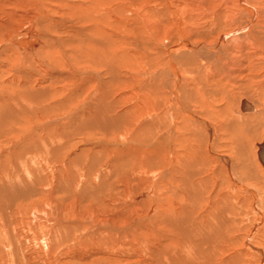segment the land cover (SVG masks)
Listing matches in <instances>:
<instances>
[{
	"label": "rangeland",
	"instance_id": "rangeland-1",
	"mask_svg": "<svg viewBox=\"0 0 264 264\" xmlns=\"http://www.w3.org/2000/svg\"><path fill=\"white\" fill-rule=\"evenodd\" d=\"M55 1L58 0H52V2H47V0H29L26 6L20 7L17 5L10 6L0 0V23L7 24L4 36H0V48H2L0 49V51L2 50L0 52V98L4 97V102L0 101V114L2 113L1 108L2 111L7 110L9 112V106H4L6 102L9 101L7 97L16 98L19 97L20 94L23 96L29 85L33 87L32 89H34V91L40 90L41 92L46 90L48 94H52L45 100L43 99L44 101H41L44 105L42 104L40 110L41 103L38 106V103L34 102V105L33 103L28 104L33 106L30 107L32 111L30 110L31 112L29 114H21L22 116L16 115L7 120H3L5 114L0 115V264H264V191H261L257 186H253V182L246 184L245 176L239 171L242 166H245L248 171L254 173L256 177L262 178L261 180L264 182V174L262 173L264 168L258 161V155L256 153L258 151L256 146L257 143L262 142L264 139V125H260V117L258 118L256 115V117H254L256 120H253V114L248 115L247 118H245L246 116L241 117L237 114L239 108L234 107L235 103L229 98L225 99L226 96L224 97L220 91L219 94L221 97L219 96L217 108L223 110L222 117L220 118L223 120L225 119V122L227 120V122L224 123L223 120L221 121L222 130L218 133L216 138V144H221V148L214 147L215 153L206 150V148L208 149V141L206 130H203V127H201L202 125L194 124L191 119H187L188 117L184 114V121H182L184 118L177 119V123L180 122L182 124L179 123V125L182 126L180 128L182 130H178V136L181 137L176 143V153H187V155H191L192 149L194 148H196L200 154L203 149L207 151L208 156L202 168L203 172L199 170L202 176L198 174L200 177L195 176L192 178L188 173L184 174L182 171H184L186 166H183V161L180 162L177 160L179 159L177 155V159L173 160L172 164H161L160 169L159 166H157L158 163H156V161H159V158L153 157V163L151 161L150 165L153 166V164L156 163L155 165L157 168H149L148 170L146 169L147 171L140 168L136 171V168L139 166L138 164H140V162H138L139 157L126 152L125 147H130L131 144L133 145L134 143L136 145L134 147L137 148V145L139 146L137 149L140 148L148 152H150V150L152 151V149L153 151L157 150L161 142H164L163 138L166 139V137H168L165 130L171 127L168 123L172 121L169 120L171 117L168 116L169 111H167L165 107L168 105L166 103L170 97L169 93L171 90H174V86L171 85L173 84L172 81H170L171 83L166 82V85L163 84L162 81L164 78H167V76L169 80V77L171 78L172 75L168 62L169 59L165 55L159 57L158 54L154 52L148 53L145 50L148 46L150 47L151 44L154 45L152 42L153 40L140 24V18L136 11L137 7L132 4V1H135V3H145L149 2V0H107L103 2L105 7H102V5L99 7L98 2H93L92 4L89 2L92 12L95 11L96 13L103 14L92 15V18H84V20H78L75 13L68 10L71 8L64 7L63 5H56L58 3ZM63 1L74 3L72 0ZM211 1H213L214 4L208 5L211 11L213 8L215 9V7H217L216 3L220 5L224 4L221 0ZM33 2L36 3L34 4ZM152 2V4H149L151 8L149 9L150 18L153 22L160 24L164 28L163 36L166 34L164 41L169 40L170 43L176 42L179 34L183 32L182 29L185 27L183 24H186L187 30H203H201L202 36L196 37L193 35L194 33L190 35L192 36L190 42H201V37L206 38V34L211 33V26H213V22H211L213 20H211L212 15L208 16L210 18L205 19L201 9H198V7H188L191 3L185 6L178 4L177 1H173L174 3L171 4V6L164 5L161 7V10L158 11L156 8L159 7L155 5L156 1L152 0ZM45 4H48L49 9ZM80 5L84 6L82 3H80ZM39 7L43 9L46 15L41 14V9ZM52 8H54V10H52ZM58 10L61 12L59 13ZM103 10H106L108 14L106 15L105 12H100ZM12 11L21 12L26 15L16 20H10V18H12L10 14ZM75 12L77 11L75 10ZM57 17L62 18V24L58 26H60V29L63 31L54 35L64 38L65 43L69 45V47L66 48L65 46L64 48L66 49L63 53L68 50L67 52H69V54L66 53L67 55H61L57 50L49 48L50 50L46 49L44 51L45 53H42L43 57L38 55V63L42 65L34 63L36 57L30 53L27 58L30 57L32 62L30 63L28 61L24 63L25 60L20 58V53L16 50V46H13V40L15 41L19 34L23 35V33H26L22 31L23 27L29 23L32 24V22H37L36 19L40 22V28L44 30L46 29L44 28L45 25L51 20H49V18L56 19ZM197 18L200 20H197ZM241 18L244 23L246 16H241ZM192 19L194 22H192ZM209 19L210 21H208ZM223 19L220 18L219 21L216 22L218 28L220 27L219 31L226 27L223 22L226 18ZM74 24L78 27H71ZM216 28L217 27H215V29ZM98 30L102 31V34ZM27 33H29V31H27ZM104 33L105 35H103ZM36 34H38L37 31H32L31 35H29V39L33 38ZM13 35L14 37L16 36L15 39H12ZM1 37L3 39H1ZM19 39L20 37L17 38V40ZM224 39H228V37L226 36ZM185 40H189V38L187 37ZM169 42L165 45L170 44ZM79 44H81V47ZM200 45L198 52L201 54L200 51L203 50L204 46L202 48V43ZM73 46L77 48L75 47V53L73 51L72 55L71 47ZM105 46L108 48L105 49ZM87 47L90 49L97 48L102 50H98V53L101 52L99 56H103L105 54L104 51L106 53L109 52L111 56L114 54V56L117 54L119 56V54L125 51L132 53L138 51L137 53L140 55V57H138V64H142V66H140L142 70H138L139 73L135 74L131 69H127L128 60L126 59L114 61L113 58H107V63L111 62L108 63V65L101 64L100 67V64L95 65L88 62L86 64V61L77 58L82 57V55L86 53ZM78 48L79 50H76ZM200 48H202V50H200ZM103 49L105 50L103 51ZM162 50H160V52ZM205 50L207 51L208 48ZM214 50L215 49L212 48L210 52L214 53ZM77 53L78 55H76ZM65 57H68V59L70 58V60L67 59L68 62L64 64L63 61ZM177 57L179 61L176 62L177 65L185 70L195 69V67L198 66L196 62H186L185 60L187 58L185 56L183 58L177 55ZM151 59L154 61H151ZM57 60L61 61L57 63ZM143 60L144 63H142ZM187 63H189V65H187ZM45 65H48L47 68H44ZM68 65L69 68L72 66L71 68L74 70L71 68L69 69ZM39 68H42V70H50V72L52 71L55 75L59 74V77H57V79L56 77L47 79L43 74L45 83H39L41 82L40 80L35 82L36 77H26L25 79L24 76H20V79L18 76L19 71L22 72L26 70L27 73L32 74ZM143 69L145 71H143ZM146 70H148V72ZM248 70L249 68L245 70V82L241 83V86H238L237 89H234V91L237 90L234 95L236 97V102L238 101L237 106L240 100L248 97L262 107L264 104V78L256 79V77H254L253 79L252 73ZM258 70H260V68H257L255 73L262 75L263 72H259ZM143 73L144 78H142ZM139 74L142 77H140ZM145 75L149 78L147 79ZM135 76H137L136 78L139 79V82H137L138 80H136V78L134 80H129L130 77ZM122 78L123 80L125 78L127 79L123 82ZM125 81L127 82L125 83ZM258 81L261 82V87L256 89L254 85L260 83ZM144 86H146L145 90L150 92L148 96L146 95L147 93L144 90ZM102 88L104 89L102 90ZM191 89L192 92L189 91V89L188 91L186 89H180L181 96L183 97L184 95L182 101L187 102V100L194 98L193 100L200 103L203 94L199 96L194 88ZM152 92H156L154 98H151L153 97L151 96ZM188 93L192 96L187 97ZM103 97H105L104 100L106 99L105 102L102 99ZM160 99L163 100L159 102ZM223 100H227L228 102ZM98 101L101 102L97 104ZM164 102L166 105H164ZM142 103H146L147 106ZM225 103H228L227 107ZM100 104L107 109L106 112L108 114L105 112L107 116L104 115L103 117V115L97 114L92 115V119H90L91 117H85ZM152 104H154V106ZM201 104L203 103L201 102L200 105ZM137 105L141 106V109L138 110L139 107L137 108ZM159 105L160 111L157 110ZM189 106H191V109H195L197 106L199 107V105L192 106V104ZM203 108L204 107H200L198 108L199 110L195 109L194 111H199L201 116L202 114L204 116L207 112ZM224 110L227 112L225 111V113ZM235 115L242 119L237 118ZM203 116L202 118L211 122V124H214L216 121L214 120L216 119L214 115L209 119ZM231 116H235L234 118H236V120L234 121V118H231ZM157 118L160 119L158 120ZM155 120H157V122ZM187 120H189L188 124L185 122ZM158 121H161L160 123L163 124L159 125L160 123H158ZM228 121L230 123H228ZM245 121L247 122L245 123ZM86 122L90 123L88 129L85 127V124H87ZM109 122L111 124H109ZM186 125H189V127L185 128ZM236 125H241L236 132L238 134L241 128L242 132L241 130L240 132L243 133V135H241L243 139L240 138V135H238V139V137H236L237 135H235L236 132L232 135L234 130L233 127ZM159 126L162 127L161 132L158 130V128H160ZM190 128L191 130H184ZM225 130L227 132H225ZM249 130L250 133L248 132ZM126 131H129V133L127 134ZM228 132H230V135ZM148 134H151L155 139L151 141L152 144L148 142V140L152 138ZM135 135L136 139L132 137ZM195 135L200 139L196 138ZM137 136L139 137L137 138ZM227 136H231V139ZM142 137L143 140H141ZM222 138H225L223 139L224 142ZM183 139L185 140L182 143L181 141H183ZM145 140L147 141L145 142ZM226 140L227 142L229 140L231 143L228 142L227 144ZM242 140L243 143L245 141L244 144H242ZM168 142L169 141L163 143L165 152L168 150ZM180 143L182 145H180ZM233 144H235L237 148H242V146L246 145L245 148H247V150L242 153H240L239 150H235V152L229 147L233 146ZM249 149L251 150L249 151ZM123 150L127 154L122 152ZM134 151H136V149ZM218 154L233 159L230 160L233 162L236 172L238 174L240 173L239 175L242 178L241 187H244L243 185L245 184L250 188L253 187L252 189L257 196L254 197L241 188V190L239 187L236 188L237 185L232 179L234 188L230 190L225 188V191H219L218 197L215 192L218 188L214 185V182L213 185L215 186L214 188H216L215 190H212V188L206 190L202 189L199 191L198 198H191L193 201H187V199L185 200L181 197L184 195L183 188H185V183H188L190 180L196 183L200 178L206 180L210 176L213 177L212 173L214 169L216 171L222 168L224 164L218 162ZM126 155L129 157L127 158ZM212 158L216 159L214 160ZM216 161L218 165L215 163ZM27 163L32 167H27ZM211 164L216 168L211 166ZM177 165L181 169H179ZM117 166H119L118 169ZM165 166H169V168ZM114 171L117 172L118 177ZM259 171L261 173L260 175ZM238 174L236 176L239 177ZM225 175L228 176L227 173ZM173 177L174 180L172 179ZM180 177L184 178L181 179ZM171 179L173 181H171ZM220 179L222 180V178ZM220 179L217 181L218 184H220ZM142 184L146 185L143 186ZM22 185L26 186L22 187ZM180 188L182 189L180 190ZM23 189L26 191H23ZM39 190L41 194L38 192ZM229 192H234V194L237 192L235 195L237 198H224V196L229 195ZM208 198L210 199L208 200ZM224 199L226 201H223ZM228 202L230 204H228ZM66 208L69 209V211H67ZM205 208H207V210ZM216 209L218 211H216ZM47 210L49 211L48 213ZM43 211L45 214L47 213L50 215H43ZM39 215H41L42 218ZM211 215L213 218L209 217ZM217 217H221V219ZM43 222L47 224L45 225ZM210 223L214 225L215 230H210L213 228ZM217 226L219 229H217Z\"/></svg>",
	"mask_w": 264,
	"mask_h": 264
},
{
	"label": "bare ground",
	"instance_id": "bare-ground-1",
	"mask_svg": "<svg viewBox=\"0 0 264 264\" xmlns=\"http://www.w3.org/2000/svg\"><path fill=\"white\" fill-rule=\"evenodd\" d=\"M1 1H3V3H7L8 5H10V6H20V7H24V6H26L27 4H28V2H29V0H1ZM36 1V0H35ZM50 2H52V0H49ZM48 0H47V2H49ZM74 3H70V2H66V1H63V0H58V1H55V2H57L58 4H56V5H59V6H64V7H67V8H71V9H68V10H70V11H73L74 13H75V15H76V17L78 18V20H84V18L85 19H89V18H92L94 15H102L103 13H101V14H99V13H96L95 11H91V5H90V3L92 4L93 2H98V6L100 7L101 5H102V7H105L104 5H103V2H105V1H107V0H72ZM129 1V0H128ZM154 1V0H153ZM156 1V6L157 7H159V8H156L158 11H160L161 10V7H163L164 5H168V6H171V4H173L174 2L173 1H177V3L178 4H182V5H185V6H187V5H189L190 3L192 4H190V6H188V7H192V8H195V7H198V9H201L202 11H203V17H205V19H207V18H210V17H208V16H210V15H212L211 16V20L213 19H216V20H212L211 22H213V26H211V29L213 30H210V34H206V38H203V37H201V42L200 41H195V42H190V39L192 38V36H190V35H192L193 33V35L194 36H196V37H198V36H202L201 34H202V32H201V30H196L195 29V31H193V30H187V28H186V24H183V25H185V27L182 29L183 30V32L181 33V34H179V36H178V40L176 41V42H173V43H170L169 42V40H167V41H164V39H165V35L163 36V34H164V28L160 25V24H158V23H156V22H153L152 21V19L150 18V10L149 9H151L150 8V6H149V4L151 3H153L152 2V0H149V2H145V3H143V2H140V3H138V2H136L135 3V1H132V4H133V6H135V7H137V15L139 16V18H140V24L144 27V30H146L145 32H147L148 34H149V36H150V38L153 40L152 42H153V44L154 45H150V49L147 47V49H145L148 53H150V52H154V53H156V54H158L159 55V57H163L164 55L165 56H167L168 57V62H169V67H170V70L172 71V75H171V78L169 77V80H168V76H167V78H164L162 81H163V84H165L166 85V82H170V81H172V83L173 84H171L172 86H174V90L172 91L171 90V92L169 93V95H170V97L168 98V100H167V103L166 104H168V105H166L165 104V102H164V105H166L167 107H165L166 109H167V111H169L168 112V116H170V117H168V118H170L169 120H172V121H170V123H168L169 124V126L171 125V127L169 128V129H167V130H165L166 131V133H167V135H168V137H166V139L165 138H163L164 139V142H167V141H169L168 143H169V145H168V150H166V152H165V147H163V143L164 142H161V144H160V146L158 147V149L157 150H155V151H153V149H152V151L150 150V152H148V151H146V150H143V149H137L139 146L137 145V148L136 147H134V146H136L134 143H133V145L131 144V146L130 147H125L126 148V152H129V154H131V155H134V156H138L139 157V159H138V162H140V164H138L139 166L136 168V166H135V168H136V171L137 170H139L140 168H143V170H148L149 168H153V169H155V168H157L156 167V163H158L157 164V166H159V169L161 168V164L162 165H168V164H172L173 163V160H175V159H177V156L179 157V159H177V160H179L180 162L181 161H183L182 163L184 164L183 166H186L185 168H184V171H182V172H184V174H189L192 178L193 177H195V176H198V174H201V172L200 171H202L203 169V166H204V163H205V161L207 160V156H208V154H207V151L206 150H208V152H213V153H215V150L213 149L214 147H220L221 148V144L220 145H217L216 144V141H217V136H218V133L222 130V120L223 119H221L220 117H222V112H223V110L221 109H218L217 108V106H218V99L221 97L220 96V94H219V92L221 91L222 92V95L225 97V99L226 98H229V99H231V101L232 102H234L235 103V106L234 107H238L239 109H238V113L237 114H239L241 117L242 116H246L245 118H247V116L248 115H252L253 114V120L255 119L254 117H256V115H257V117L259 118V119H261V124L260 125H264V104L262 105V107H260V105H257L254 101H252L250 98H248V97H246V98H244V99H242V100H240V102H239V105L237 106V102H236V100H235V92H237V90L236 91H234V89H237L238 88V86H241L240 84L241 83H244L245 82V70H246V68H249V70L248 71H250V73H252L251 75H252V77H253V79H254V77H256V79H262V78H264V0H232V1H229V0H221V1H223L222 3H224V4H218V3H216L217 4V7H215V9L213 8V10L211 11V8L209 9V7H208V5L209 4H213V1H211V0H155ZM42 2V1H41ZM90 2V3H89ZM220 2V1H219ZM34 3V2H33ZM36 3V2H35ZM34 3V4H35ZM40 3V2H39ZM54 3V2H53ZM80 3H82L84 6H81L80 5ZM176 3V2H175ZM46 5V7H48V9H49V6H48V4H45ZM214 5V4H213ZM218 5H220V6H218ZM34 6V5H33ZM30 7V6H29ZM58 7V6H57ZM179 7V6H178ZM181 7V6H180ZM9 8V7H8ZM40 9H41V7H39ZM73 8V9H72ZM155 8V7H154ZM13 9V8H12ZM15 9V8H14ZM38 9V8H37ZM45 9V8H44ZM60 9V8H59ZM127 9H128V7H127ZM52 10H54V8H52ZM75 10L77 11V12H75ZM135 10V9H134ZM153 10V9H152ZM179 10V9H178ZM190 10H192V9H190ZM17 11V10H16ZM46 11V10H45ZM51 11V10H50ZM56 11V10H55ZM63 11V10H62ZM184 11V10H183ZM219 11V12H218ZM23 12V11H22ZM40 12H41V14H45L46 15V13L43 11V9H41L40 10ZM58 12H59V10H58ZM61 12V11H60ZM59 12V13H60ZM100 12H105V14L107 15L108 14V12H106V10H103V11H100ZM134 12V11H133ZM193 12H194V10H193ZM29 13V12H28ZM51 13H52V11H51ZM58 13V14H59ZM179 13V12H178ZM195 13V12H194ZM11 17L12 18H10V20H16L17 18H20V17H25V15L26 14H24V13H21V12H15V11H12L11 13ZM62 14V13H61ZM64 14H66V13H64ZM68 14H69V12H68ZM71 14V13H70ZM180 14V13H179ZM183 14V13H182ZM181 14V15H182ZM9 15V14H8ZM67 15V14H66ZM93 15V16H92ZM183 15H185V14H183ZM205 15V16H204ZM40 16V15H39ZM58 16V15H57ZM89 16H91V17H89ZM241 16H246V20H245V22L243 23V19L241 18ZM29 17V16H28ZM61 17V16H60ZM60 17H57L56 19H52V18H49V23L47 24V25H45V27L44 28H46V29H41L40 27V25H39V23L40 22H38V20L36 19V21L37 22H32V24H28V25H25L24 27H23V32H26V33H23V35L21 36L20 34L17 36V38L18 37H20V39L19 40H17V38H16V36L14 37V35L12 36V39H15L16 38V40L14 41L13 40V42L12 43H14L13 44V46H16V50L20 53V58H23L25 61H24V63H26V62H32V59L30 58V57H28L27 58V56L29 55V53L30 54H33V56H35L36 57V61L34 62V63H37L38 65H42V64H40V63H38L39 61L37 60V58H38V55H40V56H42L43 54V52L47 49H55V50H57L61 55L63 54V55H65L66 53H68L69 54V52H67L68 50H66L65 51V53H63L64 52V50L67 48V47H69V45H67L66 43H65V40H64V38L63 37H58V35H54V34H56V33H61L63 30H61L60 29V26H58V25H61L62 24V22H61V20H62V18H60ZM75 17V16H74ZM200 17V16H199ZM8 18V17H7ZM76 18V19H77ZM103 18H105V17H103ZM116 18V17H115ZM185 18V17H184ZM193 18V17H192ZM195 18H196V16H195ZM220 18H226L225 19V21H223L225 24V28L223 29V30H221V31H219V29H220V27L218 28V25L216 24V22L217 21H219V19ZM41 19H44V18H41ZM186 19V18H185ZM194 19V18H193ZM193 19H192V22H194L193 21ZM199 18H197V20H198ZM203 19V18H202ZM78 20H77V22H78ZM178 20V19H177ZM181 20V19H180ZM195 20V19H194ZM196 20V21H197ZM200 20V19H199ZM224 20V19H223ZM46 21H48V20H46ZM72 21V20H71ZM208 21H210V19L208 20ZM2 22V21H1ZM8 22H9V20H8ZM178 22V21H177ZM176 22V23H177ZM190 22H191V20H190ZM189 22V23H190ZM201 22V21H200ZM195 23H198V22H195ZM194 23V24H195ZM210 23V22H209ZM9 24V23H8ZM103 24V23H102ZM179 24V23H178ZM202 24V23H201ZM29 25H31V26H29ZM99 25V24H98ZM6 26H7V24L6 23H0V36H4V33H5V31H6ZM209 26V25H208ZM54 27V28H53ZM67 27V26H66ZM71 27H73V28H75V27H78L77 25H73V26H71ZM177 27V26H176ZM215 27H217L216 29H215ZM98 28H99V26H98ZM97 28V29H98ZM178 28V27H177ZM79 29H80V27H79ZM79 29H76V30H79ZM222 29V28H221ZM19 30V29H18ZM95 30V29H94ZM140 30V29H139ZM27 31H29V33H27ZM32 31H37V33L38 34H36V35H34V37L33 38H31V39H29L30 37H29V35H31V32ZM50 31H52V32H50ZM98 31H100V30H98ZM165 31H166V29H165ZM169 31H170V29H169ZM203 31V30H202ZM93 32V31H92ZM102 31H100V33H101ZM167 32H168V28H167ZM171 32V31H170ZM94 33V32H93ZM98 33V32H97ZM16 34V33H15ZM102 34V33H101ZM139 34V33H138ZM146 34V33H145ZM170 34V33H169ZM103 35H105V33L103 34ZM25 36H28V37H25ZM82 36V35H81ZM107 36H109V35H107ZM106 36V37H107ZM170 36V35H169ZM228 37V39H224V37ZM84 37H85V35H84ZM148 37V36H147ZM189 38V40H185V38ZM8 38H11V37H8ZM141 38V37H140ZM1 39H3L2 37H1ZM7 39V38H6ZM11 40V39H10ZM109 40V39H108ZM119 41V40H118ZM117 41V42H118ZM170 41H171V39H170ZM210 41V42H209ZM170 43V44H167V45H165L166 43ZM11 43V42H10ZM141 43V42H140ZM142 43H143V41H142ZM151 43V42H150ZM202 43V48H203V46H204V48H203V50H202V48H200V50H202V51H200L201 52V54L198 52V48L201 46L200 44ZM112 45V44H111ZM143 46H145L144 44H142ZM141 45V46H142ZM200 45V46H199ZM12 46V45H11ZM66 46V48H64ZM78 46V45H77ZM79 46L81 47V44H79ZM78 46V47H79ZM131 46V45H130ZM1 47V46H0ZM76 47V46H75ZM75 47L73 46V47H71L72 48V55H73V51H74V53H75ZM140 47V46H139ZM77 48V47H76ZM105 49H107L108 47L107 46H105L104 47ZM208 48V50L206 51L205 49H207ZM212 48H214L215 50H214V53H211L210 52V49H212ZM0 49H2V48H0ZM49 49V50H50ZM87 49V51H86V53L85 54H83L82 55V57H80V58H77V59H81V60H83V61H86V64H87V62L88 63H92V64H100L99 65V67L101 66V64H103V65H108V63H110V62H108L107 63V61H108V59L107 58H113V60L114 61H120L121 59L123 60V59H126V60H128V64H127V69H131V71H134L135 72V74H137V73H139V71L138 70H142L141 68H140V66H142V64L141 65H139L138 64V60H139V58L138 57H140V55H139V53H132V52H123V53H121V54H119V56H118V54L116 55V56H111V54L109 53V52H105L104 50L105 49H103V51H104V55L103 56H99V54L101 53V52H99L98 53V50L99 49H97V48H89V47H87L86 48ZM110 49H111V47H110ZM141 49V48H140ZM163 49V50H162ZM70 50V49H69ZM76 50H79V48L78 49H76ZM112 50V49H111ZM144 50V49H143ZM160 50H162L161 52H160ZM2 51V50H1ZM0 51V52H1ZM99 51H102V50H99ZM110 51V50H109ZM48 52V51H47ZM51 52H54V51H51ZM81 52V51H80ZM164 52V53H163ZM18 53V54H19ZM45 53V52H44ZM54 53H56V52H54ZM82 53V52H81ZM160 53V54H159ZM113 54V53H112ZM142 54V53H141ZM152 54V53H151ZM200 54V55H199ZM51 55V54H50ZM59 55V54H58ZM57 55V56H58ZM67 55V54H66ZM71 55V56H72ZM75 55V54H74ZM76 55H78V53L76 54ZM109 55V56H108ZM177 55H179V56H181V57H183L184 58V56L187 58L185 61L186 62H193V63H198V66H196L195 67V69H183V68H181V67H179L178 65H177V63L176 62H179L177 59H178V57H177ZM19 56V55H18ZM31 56V55H30ZM142 56V55H141ZM149 56V55H148ZM200 56V57H199ZM201 56H202V58H201ZM43 57V56H42ZM50 57V56H49ZM54 57H55V55H54ZM69 57V56H68ZM68 57H65V60L63 61L64 62V64L65 63H67L68 62V60H70V58L68 59ZM78 57V56H77ZM146 57H147V55H146ZM157 57V56H156ZM52 58V57H51ZM118 58H120V59H118ZM151 58H153V57H151ZM165 58V57H164ZM6 59V58H5ZM39 59V58H38ZM50 59V58H49ZM53 59H56V58H53ZM68 59V60H67ZM74 59H75V56H74ZM77 59H76V61H77ZM116 59V60H115ZM145 59V58H144ZM161 59V58H160ZM22 60V59H21ZM27 60V61H26ZM71 60H72V58H71ZM141 60H142V58H141ZM148 60V59H147ZM153 59H151V61H152ZM155 60H156V58H155ZM23 61V60H22ZM61 60H57V63H59ZM78 61H80V60H78ZM146 61V60H145ZM154 61V60H153ZM219 61V62H218ZM137 62V63H136ZM142 62V61H141ZM184 62V61H183ZM55 63H56V61H55ZM142 63H144V60H143V62ZM221 63V64H220ZM23 64V63H22ZM28 64V63H27ZM26 64V65H27ZM72 64V63H71ZM85 64V63H84ZM124 64V63H123ZM148 64V63H147ZM147 64H143V65H147ZM181 64V63H180ZM192 64V63H191ZM190 64V65H191ZM26 65H24V66H26ZM94 65V66H95ZM187 65H189V63H187ZM28 66V65H27ZM46 66V65H45ZM44 66V68H47V66L45 67ZM51 66H55V65H51ZM184 66V65H183ZM38 67H42V66H38ZM72 66H70V68H71ZM103 67H105V66H103ZM148 67V66H147ZM25 68V67H24ZM36 68H37V66H36ZM68 68H69V65H68ZM69 68V69H70ZM146 68V67H145ZM188 68V67H187ZM257 68H260V70H258L259 72L261 71V72H263V74L262 75H258V73L256 74L255 73V71L257 70ZM39 69H41V70H39ZM37 71H34V73H27V71L25 70V71H19L18 72V76L20 77V76H24V78L26 79V77H33V78H35V82H37L38 80H40L41 82H39V83H45V78L43 77V74L45 75V77L48 79V78H51V79H53V78H55L56 77V79H57V77H59V74L58 75H55V73H53L52 71L50 72V70H47V69H43L42 70V68H39ZM72 69V68H71ZM15 70V69H14ZM28 70V69H27ZM34 70V69H33ZM72 70H74V69H72ZM71 70V71H72ZM143 71H145L144 69H143ZM147 72H148V70H146ZM151 72V71H150ZM76 73V72H75ZM154 73V72H153ZM36 74V75H35ZM141 74V73H140ZM139 74V75H140ZM151 74V73H150ZM157 74V73H156ZM250 75V76H251ZM62 76V75H61ZM132 76V75H131ZM146 76V75H145ZM159 76V75H158ZM137 76H135V77H128L129 78V80H134L135 78H136ZM140 77H142L141 75H140ZM147 77V76H146ZM162 77H163V75H162ZM43 78H44V80H43ZM113 78V77H112ZM142 78H144V73H143V77ZM149 77H147V79H148ZM152 78V77H151ZM20 79H21V77H20ZM22 79H23V77H22ZM32 79V78H31ZM120 79V78H119ZM125 79H127V78H125ZM124 79V80H125ZM28 80V79H27ZM122 80H123V78H122ZM124 80H123V82H124ZM136 80H138L137 82H139V79L138 78H136ZM72 81V80H71ZM162 81H161V84H162ZM256 81V80H255ZM31 82V81H30ZM34 82V83H35ZM127 81H125V83H126ZM157 82V81H156ZM258 82H260V81H258ZM141 83H143V82H141ZM152 83V82H151ZM171 83V82H170ZM140 84V83H139ZM8 85H10V84H8ZM142 85V84H141ZM168 85H169V83H168ZM245 85V84H244ZM26 86V85H25ZM153 86V85H152ZM254 86H256V89H259L260 87H261V82L260 83H256V85H254ZM133 87V86H132ZM159 87V86H158ZM157 87V88H158ZM162 87V86H161ZM33 87H30V85L27 87V89L25 90V92H24V95L22 96V94H20L19 95V97H16V98H14V97H10V98H8L7 97V99L9 100V101H7L6 102V104L4 105L5 107L6 106H9V112L6 110V111H2V108H1V114L0 115H3V114H5L4 116H3V120L5 119V120H7V119H9V118H11V117H15L16 115H21V114H29L32 110V108L30 109V107L32 106H30V105H28L29 103H33V105H34V102H37L38 103V106H39V104L41 103V101L44 99H46L47 97H50L52 94H48L47 93V91L45 90V91H41L40 92V90H36V91H34V89H32ZM168 88V87H167ZM191 88H194L195 89V91L196 92H198L197 94L199 95V96H201L202 94H203V98L201 99L202 101V103L203 104H201L200 105V103L199 102H196L195 100H193V99H189V100H187V102H183L182 100H183V97H184V95H183V97L181 96V93H180V89H186L187 91H188V89H189V91H191L192 89ZM104 88H102V90H103ZM141 89V88H140ZM146 89V86H144V90ZM148 89V88H147ZM138 90V89H137ZM158 90V89H157ZM261 90V89H260ZM264 90V89H263ZM22 91V90H21ZM143 91V90H142ZM146 91V95L148 96V93H150L149 91L147 92V90H145ZM183 91V90H182ZM192 92V91H191ZM21 93V92H20ZM106 93V92H105ZM162 93V92H161ZM166 93V92H165ZM110 94V93H109ZM117 94V93H116ZM155 94H156V92H152V95L151 96H153V97H151V98H154L155 97ZM184 94V93H183ZM14 95V94H13ZM102 95V94H101ZM101 95H100V97H101ZM107 95V94H106ZM196 95V94H195ZM198 95H196L197 97H199ZM189 96H192V95H189V93H188V96L187 97H189ZM220 96V97H219ZM107 97V96H106ZM117 97V96H116ZM158 97V96H157ZM160 97V96H159ZM163 97V96H162ZM4 98V97H3ZM3 98H0V101H3L4 102V100H3ZM6 98V97H5ZM18 98V99H17ZM104 98L105 97H103L102 99H103V101L105 102V100H104ZM144 98V97H143ZM200 98V97H199ZM100 99V98H99ZM147 99H149V98H147ZM229 99H228V101H229ZM43 100V101H44ZM101 100V99H100ZM111 100V99H110ZM119 100H121V99H119ZM142 100V99H141ZM158 100V99H157ZM163 99H160V101L159 102H161ZM185 100V99H184ZM199 100V99H198ZM40 101V102H39ZM108 101V100H107ZM144 101V100H143ZM223 101H225V100H223ZM227 101V100H226ZM225 101V102H226ZM227 101V102H228ZM101 101H98V103L97 104H99ZM147 103H149V102H147ZM156 103V102H155ZM154 103V104H155ZM224 103V102H223ZM230 103V102H229ZM42 104H43V102L41 103V106H40V108H39V110L41 109V107H42ZM122 104H123V102H122ZM143 104V103H142ZM144 104H146V103H144ZM143 104V105H144ZM154 104H152L153 106H154ZM191 105L192 104V106L193 105H199V107L198 108H202V107H204L203 109H205L206 110V114H204V116H203V114H202V116L204 117V118H206V119H209V118H211L212 117V115H214V117L216 118V119H214V120H216L215 122H214V124H211V122H209V121H207V120H205V119H203L202 118V116H201V114L199 113V111H194L195 109H198L197 107H195V109H191L190 107L191 106H189V105ZM227 104L228 103H225V105H226V107H227ZM44 105V104H43ZM157 105V104H156ZM221 105V104H220ZM95 106V105H94ZM98 106H100V107H98ZM98 106H96V108L95 109H93L92 111H90L89 112V114H87L85 117L86 118H88V117H91L90 119H92V115H103V117H104V115H106V114H108L107 112H106V110L107 109H105V107L104 106H101V104L100 105H98ZM106 106V105H105ZM146 106H147V104H146ZM149 106V105H148ZM33 107V106H32ZM108 107V106H107ZM139 107V108H138ZM141 106H139V105H137V108H138V110L139 109H141L140 108ZM162 107V106H161ZM225 107V106H224ZM27 108V109H26ZM109 108V107H108ZM146 108H148V107H146ZM155 108V107H154ZM160 109V105H159V108L157 109V110H159ZM31 110V111H30ZM44 110H46V109H44ZM148 110H150V109H148ZM154 110V109H153ZM162 110V109H161ZM199 110V109H198ZM227 111H229L228 109H226ZM226 110H224V112L226 111ZM160 111V110H159ZM200 111H201V109H200ZM226 111V112H227ZM105 112H106V114H105ZM138 112V111H137ZM136 112V113H137ZM139 112H141V111H139ZM148 112V111H147ZM151 112V111H150ZM149 112V113H150ZM156 112V111H155ZM154 112V113H155ZM202 112H203V110H202ZM205 112V111H204ZM225 112V113H226ZM144 113H145V111H144ZM230 113V112H229ZM158 114V113H157ZM167 114V113H166ZM187 116L186 118L187 119H191V121L194 123V124H200V125H202L201 127H203V130H206V136H207V141H208V149L206 148V150L205 149H203V150H201L202 151V153L200 154L197 150H196V148H194V149H192V154L191 155H187V153H182V154H180V153H176L177 152V147H176V143H177V141L180 139V137L181 136H178V133H179V131L178 130H182V129H180L182 126H180L179 125V123H177V119H182V118H184L185 116ZM159 115V114H158ZM157 115V116H158ZM227 115V114H226ZM255 115V116H254ZM22 116V115H21ZM25 116V115H24ZM107 116V115H106ZM237 118H241V117H239V116H237V115H235ZM234 116V117H235ZM100 117V116H99ZM233 116H231V118H232ZM233 117V118H234ZM251 117V116H250ZM19 118V117H18ZM101 118V117H100ZM163 118H164V116H163ZM224 118V117H223ZM257 118V119H258ZM13 119V118H12ZM158 119V118H157ZM160 119V118H159ZM158 119V120H159ZM228 119V118H227ZM239 119H238V121H239ZM242 119V118H241ZM96 120H97V118H96ZM185 120V118L184 119H182V121H184ZM225 120V119H224ZM223 120V122L224 123H226L227 122V120H226V122ZM236 120V118H234V121ZM256 120V119H255ZM262 120H263V122H262ZM156 122H157V120H155ZM163 121V120H162ZM188 121L189 120H187V121H185V122H187V124H188ZM107 122V121H106ZM161 122V121H160ZM159 121H158V123H160ZM169 122V121H168ZM184 122V123H185ZM230 122H231V120H230ZM229 121H228V123H230ZM233 122V121H232ZM247 121H245V123H246ZM87 123V122H86ZM99 124V123H98ZM97 124V125H98ZM109 124H111L110 122H109ZM161 124H163V123H160L159 125H161ZM167 124V125H168ZM181 124V123H180ZM243 124V123H242ZM7 125V124H6ZM13 125V124H12ZM95 125H96V123H95ZM182 125V124H181ZM184 125V124H183ZM225 125V124H224ZM223 125V126H224ZM7 126H9V125H7ZM11 126V125H10ZM89 126H90V123H87V124H85V127L88 129L89 128ZM92 126V125H91ZM127 126V125H126ZM196 126V125H195ZM243 126V125H242ZM245 126V125H244ZM6 127V126H5ZM4 127V128H5ZM156 127V126H155ZM160 127V126H159ZM164 127V126H163ZM175 127H176V130H175ZM189 127V125H186L185 126V128H188ZM193 127V126H192ZM196 127H198V126H196ZM200 127V126H199ZM198 127V128H199ZM200 127V128H201ZM228 127V126H227ZM239 127H241V125L239 126V125H236V126H234L233 127V134L232 135H234V133L237 131V129L239 128ZM258 127V126H257ZM135 128V127H134ZM162 127H160V128H158V130L161 132L162 131V129H161ZM230 128V127H229ZM263 128V127H262ZM100 129V128H99ZM225 129H226V127H225ZM228 129V128H227ZM6 130V129H5ZM97 130V129H96ZM131 130V129H130ZM184 130H191V128L190 129H184ZM202 130V129H201ZM229 130H231V129H229ZM240 130H241V128H240ZM240 130H239V133L237 134V132L235 133V135H237L236 137H238V135H240V138L241 139H243V136H241V135H243V133H241L242 132V130H241V132H240ZM243 130H244V127H243ZM92 131V130H91ZM99 131V130H98ZM101 131V130H100ZM2 132V131H1ZM127 132V134L129 133V131H126ZM150 132H152V131H150ZM149 132V133H150ZM181 132V131H180ZM191 132V131H190ZM203 132V131H202ZM223 132V131H222ZM225 132H227L226 130H225ZM224 132V133H225ZM245 132V131H244ZM249 133H250V130L248 131ZM248 132H245V133H248ZM260 132V131H259ZM4 133V132H3ZM6 133V132H5ZM145 133V132H144ZM176 133H177V135H176ZM182 133H184V132H182ZM186 133V132H185ZM138 134V133H137ZM140 134V133H139ZM147 134V133H146ZM154 134V133H153ZM162 134V133H161ZM160 134V135H161ZM165 134V133H164ZM228 134L230 135V132H228ZM4 135H6V134H4ZM149 136H151V134H148ZM159 135V136H160ZM184 135V134H183ZM231 135V136H232ZM254 135H255V133H254ZM126 136V135H125ZM146 136V135H145ZM196 136V135H195ZM231 136H227L228 138H230L231 139ZM56 137V136H55ZM132 137H136V135L135 136H132ZM139 136H137V138H138ZM148 137V136H147ZM152 137V136H151ZM156 137V136H155ZM183 137V136H182ZM193 137V136H192ZM201 137V136H200ZM226 137V138H227ZM235 137V138H236ZM1 138V137H0ZM4 138V137H3ZM185 138V137H184ZM195 138V137H194ZM196 138H198V139H200L198 136H196ZM67 139V138H66ZM136 139V138H135ZM134 139V140H135ZM150 139V138H149ZM153 139H154V137H152L150 140H148V142H151V141H153ZM162 139V140H163ZM197 139V140H198ZM223 139H225V138H222V140ZM238 139H239V137H238ZM141 140H143V137H142V139ZM140 140V141H141ZM155 140V139H154ZM159 140H160V138H159ZM182 140V139H181ZM184 140L185 139H183V141H181L182 143L184 142ZM218 140H220V139H218ZM245 140V139H244ZM62 141V140H61ZM60 141V142H61ZM147 140H145V142H146ZM201 141V140H200ZM246 141H247V139H246ZM66 142V141H65ZM123 142V141H122ZM155 142V141H154ZM180 142V141H179ZM196 142H198V141H196ZM223 142H224V140H223ZM226 142H227V140H226ZM228 142L229 143H231L229 140H228ZM228 142H227V144H228ZM64 143V142H63ZM136 143V142H135ZM244 143H245V141H244ZM243 143V140H242V144H244ZM263 143H264V139H263V141L262 142H259V143H257V148H258V151L256 152L257 153V155H258V161L260 162V164L262 165V167L264 168V164L262 163V161H261V159H260V156H259V153H260V151H261V147H262V145H263ZM130 144V143H129ZM151 144H152V142H151ZM155 144H157V143H155ZM179 144V143H178ZM224 144V143H223ZM242 144H241V146H242ZM248 144V143H247ZM127 145H128V143H127ZM154 145V144H153ZM180 145H182L181 143H180ZM180 145H178V146H180ZM198 145V144H197ZM231 145V144H230ZM45 146V145H44ZM56 146V145H55ZM149 146V145H148ZM156 146V145H155ZM246 146V145H245ZM245 146H242V148H237V146L235 145V144H233V146H229V147H231V149L233 150V151H235V150H239V152L240 153H242L243 151H246L247 150V148H245ZM123 147V148H124ZM228 147V146H227ZM228 147V148H229ZM122 148V147H121ZM148 148V147H147ZM183 148H185V147H183ZM222 148H224V147H222ZM226 148V147H225ZM228 148H227V150H228ZM249 148H251V147H249ZM136 149V151H134ZM151 149V148H150ZM181 149H182V147H181ZM185 149H187V148H185ZM230 149V150H231ZM120 150V149H119ZM231 150V151H232ZM241 150V151H240ZM251 149H249V151H250ZM118 151V150H117ZM121 151V150H120ZM122 152H124V153H126L124 150L122 151ZM183 152V151H182ZM186 152V151H185ZM230 152V151H229ZM228 152V153H229ZM236 152V151H235ZM252 152V151H251ZM230 153H232V152H230ZM229 153V154H230ZM234 153V152H233ZM42 154V153H41ZM121 154V153H120ZM127 154V153H126ZM212 154V153H211ZM125 155V154H124ZM177 155V156H176ZM235 155V154H234ZM239 155V154H238ZM127 156V158L129 157L128 155H126ZM225 156V155H224ZM133 157V156H132ZM153 157H156V158H159L158 160L159 161H156V163L155 164H153V166L152 165H150L151 163V161H152V159H153ZM192 157H193V159H192ZM227 157V156H226ZM226 157H223V156H220L219 154L217 155V160H218V162H220V163H223L224 165L222 166V168H220V169H217L216 171H215V169H214V171H213V177L212 176H210L208 179H201L200 178V180L198 181V182H196V183H193L192 182V180H190L188 183H185V188H183L184 190H183V194L184 195H182L181 197L182 198H184L185 200L187 199V201H191L193 198L192 197H197L198 198V196H199V191L200 190H202V189H211L212 188V190H215L216 188H214L215 186L214 185H216L217 186V190L215 191L216 192V196L218 195L219 196V191H222V190H224L225 188L227 189V190H230L231 188L233 189L234 187H233V185H232V181L234 180L235 181V183H236V185H237V187L236 188H238L239 187V189L241 188L242 190H244L246 193H248V194H250V195H253L254 197L255 196H257V194L255 195V191L252 189V188H250L248 185L246 186V184H250V182H253L254 184H253V186H257L258 188H260L261 189V191L263 190L264 191V182H263V180H261L260 178H258V177H256V175L254 174V173H252V172H250V171H248L247 170V168L245 167V166H242L241 168H240V172H242L243 173V175L245 176V180H246V184L245 185H243L244 187H241V176L236 172V170H235V167H234V164H233V162L230 160V159H232L231 157H230V159L229 158H226ZM27 158V157H26ZM30 158V157H29ZM203 158H204V160H203ZM36 159V158H35ZM212 159H214V158H212ZM211 159V160H212ZM216 159V158H215ZM214 159V160H215ZM235 159V158H234ZM27 160V159H26ZM30 160V159H29ZM233 160V159H232ZM119 161H120V159H119ZM155 162V161H154ZM217 161L215 162L216 164L218 163ZM152 163H153V161H152ZM28 164V163H27ZM136 164H137V162H136ZM240 164V163H239ZM114 165V164H113ZM130 165V164H129ZM135 165V164H134ZM218 165V164H217ZM237 165H238V163H237ZM11 166V165H10ZM31 166V165H30ZM29 166V164H28V166L27 167H30ZM131 166V165H130ZM182 166V167H183ZM211 166H213L212 164H211ZM210 166V167H211ZM14 167V166H13ZM32 167V166H31ZM30 167V168H31ZM118 167L119 166H117V169H118ZM166 167V166H165ZM168 168H169V166H167ZM166 167V168H167ZM177 167H178V165H177ZM213 167H215V166H213ZM113 168H114V166H113ZM112 168V169H113ZM166 168H162V169H166ZM179 168V167H178ZM177 168V169H178ZM205 168V167H204ZM216 168V167H215ZM17 169H19V168H17ZM116 169V170H117ZM132 169H134V168H132ZM159 169H158V171H159ZM179 169H181V168H179ZM259 169H260V167H259ZM29 170V169H28ZM79 170V169H78ZM146 170V171H147ZM200 170V171H199ZM19 171V170H18ZM30 171H31V169H30ZM132 171H134V170H132ZM141 171V170H140ZM156 171V170H155ZM212 171V170H211ZM14 172H15V170H14ZM28 172V171H27ZM26 172V173H27ZM33 172V171H32ZM114 172H116V171H114ZM113 172V173H114ZM142 172V171H141ZM168 172V171H167ZM203 172V171H202ZM22 173V172H21ZM139 173V172H138ZM176 173V172H175ZM227 173V175L228 176H226L225 174ZM263 174H264V171L262 172ZM8 174V173H7ZM16 174H17V172H16ZM31 174H33V173H31ZM124 174V173H123ZM180 174V173H179ZM182 174V173H181ZM239 175V177L238 176H236V175ZM261 173H260V171H259V175H260ZM119 175V174H118ZM143 175V174H142ZM150 175V174H149ZM12 176H13V173H12ZM19 176V175H18ZM26 176H28V175H26ZM31 176V175H30ZM116 176H117V172H116ZM123 176V175H122ZM176 176V175H175ZM181 176V175H180ZM182 176H183V174H182ZM187 176V175H186ZM189 176V177H190ZM201 176H202V174H201ZM7 177V176H6ZM6 177H5V180H6ZM9 177V176H8ZM107 177V176H106ZM118 177V176H117ZM198 177H200V176H198ZM226 177H227V179H226ZM19 178V177H18ZM179 178V177H178ZM181 178V177H180ZM182 178H184V177H182ZM181 178V179H182ZM220 178H222V180L220 179ZM10 179V178H9ZM152 179V178H151ZM173 180H174V177L172 178ZM171 179V181H173ZM187 179V178H186ZM190 179V178H189ZM218 179H220V184H218L217 183V181H218ZM233 179V180H232ZM15 180V179H14ZM24 180V179H23ZM157 180H158V178H157ZM176 180V179H175ZM178 180V179H177ZM180 180V179H179ZM185 180V179H184ZM197 180V179H196ZM48 181V180H47ZM113 181V180H112ZM111 181V182H112ZM131 181V180H130ZM148 181V180H147ZM155 181V180H154ZM183 181V180H182ZM7 182V181H6ZM19 182H20V180H19ZM25 182V181H24ZM110 182V181H109ZM140 182V181H139ZM175 182V181H174ZM177 182V181H176ZM213 182H214V185H213ZM108 183V182H107ZM157 183V182H156ZM178 183V182H177ZM210 183V184H209ZM29 184V183H28ZM141 184V183H140ZM175 184V183H174ZM183 184H184V181H183ZM1 185V184H0ZM131 185V184H130ZM143 185V184H142ZM144 185H146V184H144ZM143 185V186H144ZM149 185V184H148ZM176 185V184H175ZM178 185V184H177ZM179 185H180V183H179ZM178 185V186H179ZM213 185V186H212ZM251 185H252V183H251ZM26 186V185H25ZM24 185H22V187H25ZM153 186V185H152ZM161 186V185H160ZM13 187V186H12ZM127 187V186H126ZM139 187V186H138ZM141 187V186H140ZM155 187V186H154ZM182 187V186H181ZM19 188V187H18ZM27 188L29 189V187L27 186ZM26 188V189H27ZM178 188V187H177ZM235 188V189H236ZM257 188V189H258ZM17 189V188H16ZM112 189V188H111ZM182 188H180V190H181ZM240 189V190H241ZM255 189V188H254ZM35 190V189H34ZM33 190V191H34ZM144 190V189H143ZM195 190V191H194ZM256 190V189H255ZM259 190V189H258ZM14 191V190H13ZM23 191H26V190H24L23 189ZM127 191V190H126ZM225 191V190H224ZM27 192H28V190H27ZM27 192H25V193H27ZM38 192H40V194H41V191L39 190ZM38 192H36V193H38ZM51 192V191H50ZM214 192V191H213ZM238 192V191H237ZM236 192V193H237ZM29 193H31V192H29ZM35 193V192H34ZM49 193V192H48ZM125 193V192H124ZM236 193L234 194V192H229V195H227V196H224V198H227V197H229V199H230V197H231V199L233 198L234 199V197H235V195H236ZM239 193V192H238ZM23 194V193H22ZM21 194V195H22ZM45 194V193H44ZM222 194V193H221ZM29 195H31V194H29ZM28 195V196H29ZM36 195V194H35ZM155 195V194H154ZM177 195H180V194H177ZM237 195H240V194H237ZM49 196V195H48ZM217 196V197H218ZM223 196V195H222ZM159 197V196H158ZM170 197V196H169ZM30 198H31V196H30ZM78 198V197H77ZM192 198V199H191ZM220 198V197H219ZM235 198H237V197H235ZM239 198V197H238ZM25 199V198H24ZM73 199H74V197H73ZM154 199V198H153ZM210 198H208V200H209ZM216 199H218V198H216ZM218 200H220V199H218ZM244 200H245V198H244ZM30 201V200H29ZM193 201V200H192ZM195 201V200H194ZM221 201V200H220ZM223 201H226L225 199L223 200ZM229 201V200H228ZM219 202V201H218ZM259 202V201H258ZM151 203V202H150ZM208 203V202H207ZM214 203H215V201H214ZM227 203V202H226ZM234 203V202H233ZM238 203V202H237ZM228 204H230L229 202H228ZM211 205V204H210ZM216 205V204H215ZM222 205V204H221ZM232 205V204H231ZM155 206V205H154ZM228 206V205H227ZM49 207V206H48ZM215 207V206H214ZM217 207V206H216ZM241 207V206H240ZM218 208V207H217ZM220 208V207H219ZM236 208V207H235ZM67 209V208H66ZM73 209V208H72ZM206 210H207V208H205ZM212 209V208H211ZM45 210V209H44ZM180 210V209H179ZM215 210V209H214ZM231 210V209H230ZM235 210V209H234ZM234 210H233V212H234ZM34 211V210H33ZM67 211H69V209H67ZM216 211H218L217 209H216ZM220 211H222V210H220ZM44 212V211H43ZM49 211L47 210V213H48ZM208 212H209V210H208ZM227 212V211H226ZM45 214V212L44 213H42L43 215L45 214V215H50V214ZM219 213V212H218ZM221 213V212H220ZM37 214H39V213H37ZM41 214V215H42ZM180 214V213H179ZM211 214V213H210ZM209 214V215H210ZM222 214V213H221ZM243 214V213H242ZM246 214V213H245ZM250 214V213H249ZM254 214V213H253ZM34 215V214H33ZM41 215H39L40 217H41ZM181 215V214H180ZM208 215V214H207ZM213 215V214H212ZM209 216V217H212L213 218V216ZM226 215V214H225ZM244 215V214H243ZM246 215H248V214H246ZM65 216V215H64ZM75 216V215H74ZM220 216V215H219ZM245 216V215H244ZM254 216V215H253ZM49 217V216H48ZM196 217V216H195ZM206 217V216H205ZM208 217V216H207ZM254 217H256V216H254ZM42 218V217H41ZM40 218V219H41ZM73 218V217H72ZM217 218H219V219H221V217H217ZM33 219V218H32ZM39 219V218H38ZM44 219V218H43ZM262 219V218H261ZM30 220V219H29ZM198 220V219H197ZM200 220V219H199ZM216 220V219H215ZM250 220V219H249ZM248 220V221H249ZM258 220V219H257ZM31 221V220H30ZM33 222H34V219L32 220ZM36 221V220H35ZM168 221V220H167ZM192 221V220H191ZM224 221V220H223ZM228 221V220H227ZM234 221V220H233ZM40 222H41V220H40ZM49 222H51V221H49ZM202 222V221H201ZM203 222H204V220H203ZM218 222V221H217ZM260 222H263V221H260ZM44 223V222H43ZM171 223V222H170ZM239 223V222H238ZM40 224H42V223H40ZM45 224V223H44ZM47 224V223H46ZM45 224V225H46ZM49 224H51V223H49ZM178 224V223H177ZM211 224V223H210ZM225 224V223H224ZM39 225V224H38ZM43 225V224H42ZM212 225V224H211ZM168 226V225H167ZM174 226H175V224H174ZM203 226H204V224H203ZM250 226V225H249ZM40 227V226H39ZM42 227V226H41ZM47 227V226H46ZM211 227H213V228H211ZM210 228V230H215L214 229V225H212ZM252 227V226H251ZM220 228H221V226H220ZM186 229V228H185ZM204 229V228H203ZM217 229H219V227L217 226ZM9 230V229H8ZM45 230V229H44ZM219 231V230H218ZM5 232V231H4ZM38 232V231H37ZM219 233V232H218ZM241 233V232H240ZM61 234V233H60ZM201 234H203V233H201ZM217 234V233H216ZM220 234V233H219ZM28 236V235H27ZM49 236V235H48ZM215 237V236H214ZM218 238V237H217ZM204 239V238H203ZM208 239V238H207ZM235 239V238H234ZM238 240H239V238H238ZM30 241V240H29ZM212 242V241H211ZM217 242V241H216ZM227 242V241H226ZM213 243V242H212ZM215 243V242H214ZM47 244V243H46ZM215 245V244H214ZM220 245V244H219ZM187 247H189V246H187ZM230 247V246H229ZM221 248V247H220ZM190 249H191V247H190ZM219 249V248H218ZM195 250V249H194ZM190 251V250H189ZM252 251V250H251ZM264 251V250H263ZM52 252V251H51ZM186 252V251H185ZM163 254V253H162ZM169 254V253H168ZM163 256V255H162ZM246 256V255H245ZM259 256V255H258ZM194 258V257H193ZM211 258V257H210ZM233 259V258H232ZM171 260V259H170ZM233 260H235V259H233ZM198 261V260H197ZM242 261V260H241Z\"/></svg>",
	"mask_w": 264,
	"mask_h": 264
},
{
	"label": "water",
	"instance_id": "water-1",
	"mask_svg": "<svg viewBox=\"0 0 264 264\" xmlns=\"http://www.w3.org/2000/svg\"><path fill=\"white\" fill-rule=\"evenodd\" d=\"M260 149H261V151L259 153V156H260L262 163L264 164V143Z\"/></svg>",
	"mask_w": 264,
	"mask_h": 264
}]
</instances>
